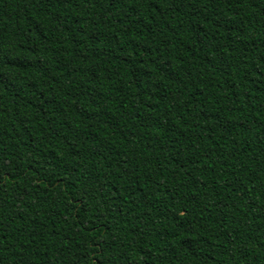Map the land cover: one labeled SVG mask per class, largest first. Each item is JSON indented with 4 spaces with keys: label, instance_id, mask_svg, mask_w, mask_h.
Masks as SVG:
<instances>
[{
    "label": "trees",
    "instance_id": "obj_1",
    "mask_svg": "<svg viewBox=\"0 0 264 264\" xmlns=\"http://www.w3.org/2000/svg\"><path fill=\"white\" fill-rule=\"evenodd\" d=\"M0 264H264V0H0Z\"/></svg>",
    "mask_w": 264,
    "mask_h": 264
}]
</instances>
